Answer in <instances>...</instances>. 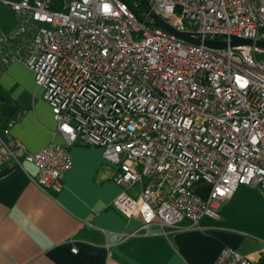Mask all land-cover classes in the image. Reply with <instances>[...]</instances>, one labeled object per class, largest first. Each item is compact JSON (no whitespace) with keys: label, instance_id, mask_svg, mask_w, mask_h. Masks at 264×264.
I'll return each mask as SVG.
<instances>
[{"label":"built area","instance_id":"1","mask_svg":"<svg viewBox=\"0 0 264 264\" xmlns=\"http://www.w3.org/2000/svg\"><path fill=\"white\" fill-rule=\"evenodd\" d=\"M0 2L14 19L0 25V73L16 61L33 72L63 137L29 152L8 122L0 169L31 163L32 181L52 194L76 141L98 147L121 190L111 204L138 219L142 235L219 218L241 185L264 194V48L229 44L264 41V0H148L198 43L150 24L135 1ZM200 181L206 196L194 190ZM213 264L260 263L224 247Z\"/></svg>","mask_w":264,"mask_h":264},{"label":"crops","instance_id":"2","mask_svg":"<svg viewBox=\"0 0 264 264\" xmlns=\"http://www.w3.org/2000/svg\"><path fill=\"white\" fill-rule=\"evenodd\" d=\"M13 24V13L0 2V25ZM0 93L6 98L0 99V130L11 121V135L29 152L63 142L51 106L26 65L16 61L0 73ZM70 154L72 166L52 194L32 181L36 168L31 163L0 169L5 170L0 175V264H213L224 247L250 260L264 255L259 187L239 186L219 218L204 215L195 226L184 221L164 232L154 225L155 234L142 235L140 221L111 204L121 190L101 149L76 141ZM194 190L206 196L209 186L200 181Z\"/></svg>","mask_w":264,"mask_h":264},{"label":"water","instance_id":"3","mask_svg":"<svg viewBox=\"0 0 264 264\" xmlns=\"http://www.w3.org/2000/svg\"><path fill=\"white\" fill-rule=\"evenodd\" d=\"M139 4L141 5L143 11L146 13L148 18H150V24L154 26H159L171 33L176 34L179 37H182L184 39L193 41L198 43V40L191 39L188 33L184 32H177L175 29H173L169 24H167L162 18H160L158 15H156L153 10L151 9L148 0H138ZM204 44L211 46V47H224L226 46L225 41H211V40H206L204 41ZM230 45L236 46V45H255L261 48H264V41H253L252 39H247V38H237V37H232L230 42ZM0 99L1 100H6V98L0 93Z\"/></svg>","mask_w":264,"mask_h":264},{"label":"trees","instance_id":"4","mask_svg":"<svg viewBox=\"0 0 264 264\" xmlns=\"http://www.w3.org/2000/svg\"><path fill=\"white\" fill-rule=\"evenodd\" d=\"M126 1H128V2H132V1H135L136 3H138V0H126ZM136 13L139 15V16H141L142 18H144V11H143V9H142V7H141V5L138 3L137 4V8H136ZM263 31H264V29H263ZM8 122H11V121H7L6 122V124L8 123ZM5 124V125H6ZM4 125V126H5ZM3 126V127H4ZM5 172V170H1L0 171V175L2 174V173H4ZM260 264H264V255L263 256H261L258 260H257Z\"/></svg>","mask_w":264,"mask_h":264},{"label":"rangeland","instance_id":"5","mask_svg":"<svg viewBox=\"0 0 264 264\" xmlns=\"http://www.w3.org/2000/svg\"><path fill=\"white\" fill-rule=\"evenodd\" d=\"M264 32V31H263ZM202 187H204V186H202ZM206 187V186H205Z\"/></svg>","mask_w":264,"mask_h":264}]
</instances>
